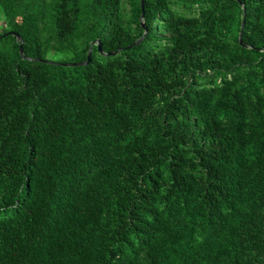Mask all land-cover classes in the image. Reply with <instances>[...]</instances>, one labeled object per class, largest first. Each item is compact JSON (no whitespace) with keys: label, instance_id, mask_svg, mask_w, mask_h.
I'll list each match as a JSON object with an SVG mask.
<instances>
[{"label":"trees","instance_id":"1","mask_svg":"<svg viewBox=\"0 0 264 264\" xmlns=\"http://www.w3.org/2000/svg\"><path fill=\"white\" fill-rule=\"evenodd\" d=\"M0 264H264V0H0Z\"/></svg>","mask_w":264,"mask_h":264},{"label":"water","instance_id":"2","mask_svg":"<svg viewBox=\"0 0 264 264\" xmlns=\"http://www.w3.org/2000/svg\"><path fill=\"white\" fill-rule=\"evenodd\" d=\"M141 6H142V2H141ZM16 37H17V40H18V39H19V36L16 35ZM19 48H20V52H21V47H19ZM98 48H99V46H98ZM88 59H89V53L87 54V60H88ZM87 60H86V61H87ZM86 61H85V62H86ZM82 63H84V62H80V63H72V65H73V64H82Z\"/></svg>","mask_w":264,"mask_h":264}]
</instances>
